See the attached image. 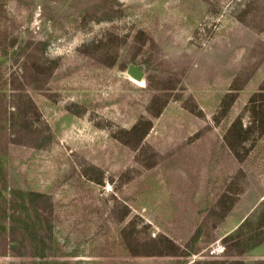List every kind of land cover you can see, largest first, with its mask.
I'll return each mask as SVG.
<instances>
[{
	"label": "rangeland",
	"instance_id": "1",
	"mask_svg": "<svg viewBox=\"0 0 264 264\" xmlns=\"http://www.w3.org/2000/svg\"><path fill=\"white\" fill-rule=\"evenodd\" d=\"M236 259L264 261V0H0V264Z\"/></svg>",
	"mask_w": 264,
	"mask_h": 264
},
{
	"label": "trees",
	"instance_id": "2",
	"mask_svg": "<svg viewBox=\"0 0 264 264\" xmlns=\"http://www.w3.org/2000/svg\"><path fill=\"white\" fill-rule=\"evenodd\" d=\"M38 88V87H37ZM228 98L225 97L223 99V104H224V109H225V112H227L230 107L234 104V102L236 101V95H231L230 96V99L227 100ZM158 100V96H154L153 100H152V103L154 104L156 101ZM166 105V101L165 103L163 104V106L161 107V109L155 111L152 113L153 116L155 117H158L161 115L162 113V110H163V107ZM12 116L14 115L13 112H11ZM18 115H20V118H23V117H26L27 115L24 114V111H19L18 112ZM144 124H140V125H135L131 130L127 131L126 133L128 134V136L132 137V139H134L133 137L137 138L135 142L131 143V142H128L124 139H120L122 140L123 143L127 144L128 146L130 147H139L144 139V137L147 135L148 131L151 129L152 127V123H149L147 128H146V124H145V127L142 131H139V129L143 126ZM230 131V130H229ZM18 132H21V129L19 130H14L13 133H16V134H19ZM231 132L227 133L225 138L226 140H229V136H230ZM239 139L238 137L236 138V140ZM13 142H16L17 141L14 139ZM127 213L124 214V216H126ZM154 242H158L160 243L161 241H165V243L168 244V246H172V250H170L169 252H162V251H158L156 252V254H166V255H175V256H178L179 255V250L180 248L171 240L169 239H164L162 238V236L160 235L159 237H157L156 239L152 240ZM157 246H159V244H157ZM42 256V254H41ZM206 264H245V262L243 260H240V259H236L235 261H209L208 263ZM256 264H264V261H260Z\"/></svg>",
	"mask_w": 264,
	"mask_h": 264
},
{
	"label": "water",
	"instance_id": "3",
	"mask_svg": "<svg viewBox=\"0 0 264 264\" xmlns=\"http://www.w3.org/2000/svg\"><path fill=\"white\" fill-rule=\"evenodd\" d=\"M127 73H128L133 79H135V80H137V81H144V78H145V73H144V71H143L140 67H138V66H136V65H134V64H131V65L129 66Z\"/></svg>",
	"mask_w": 264,
	"mask_h": 264
},
{
	"label": "built area",
	"instance_id": "4",
	"mask_svg": "<svg viewBox=\"0 0 264 264\" xmlns=\"http://www.w3.org/2000/svg\"><path fill=\"white\" fill-rule=\"evenodd\" d=\"M225 251H226V247L222 243L217 242L215 246H213L212 249L210 250V255L213 257H217L219 255L224 254Z\"/></svg>",
	"mask_w": 264,
	"mask_h": 264
},
{
	"label": "bare ground",
	"instance_id": "5",
	"mask_svg": "<svg viewBox=\"0 0 264 264\" xmlns=\"http://www.w3.org/2000/svg\"><path fill=\"white\" fill-rule=\"evenodd\" d=\"M132 78V77H131ZM133 81L135 82V83H137V84H140V85H142L143 83H144V81H137V80H135V79H133Z\"/></svg>",
	"mask_w": 264,
	"mask_h": 264
}]
</instances>
